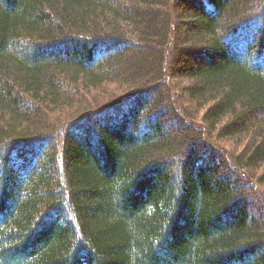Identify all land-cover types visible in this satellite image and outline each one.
I'll use <instances>...</instances> for the list:
<instances>
[{"label":"trees","instance_id":"16d2710c","mask_svg":"<svg viewBox=\"0 0 264 264\" xmlns=\"http://www.w3.org/2000/svg\"><path fill=\"white\" fill-rule=\"evenodd\" d=\"M190 1L0 0V264H264V0ZM118 81L133 89L45 122ZM183 95L205 110L201 128L173 114L197 132L185 151L160 119Z\"/></svg>","mask_w":264,"mask_h":264},{"label":"rangeland","instance_id":"374dc122","mask_svg":"<svg viewBox=\"0 0 264 264\" xmlns=\"http://www.w3.org/2000/svg\"><path fill=\"white\" fill-rule=\"evenodd\" d=\"M184 2L186 4H188V3L190 4L191 1L190 0L189 1L184 0ZM181 12H182L181 15H183L185 17V15H184L185 11L183 9H181ZM186 18L187 19H185V20H188V21L190 20V19H188L189 17H186ZM185 32H187V31L185 30V28L182 27L181 35L183 36L185 34ZM182 48H183V46H182ZM175 55H176V53H174V57L176 59V61H174V72L177 73L178 77L175 76L173 79H171L169 81V83H167L166 86L169 88V90H168L169 92L170 91L176 92L178 94L177 90L178 91L181 90L183 93L185 87L186 88L188 87L189 82L187 79H185V77H181V76L179 77V73L181 72L180 71V68H181L180 65L182 64L183 58H182L181 54H177L176 56ZM146 75L147 74H145V76ZM133 80L134 79H132L130 81H132V83H134ZM131 84L130 83L129 84H123L120 81H118V82H103L102 85L100 86V89L86 93V95L82 96L83 100H80L79 102L74 101L72 104L73 106H69V107L65 106L60 110H53V109L51 110L48 108L47 109V115H46V121H45V119H44V121L49 125V128H54V130H58V129H60V126L64 122H67L70 118H72V115L78 114L79 110L85 111V113H86L87 109L97 106V104L95 102H98L99 104H101V103L105 104L107 101H109L111 99V97H115V98L117 97L118 98L120 96L126 95L128 92H130L133 89V87L130 86ZM176 85H177V87H176ZM150 97L151 96L149 95V98ZM181 99H178V97L175 99V96H171V99L167 104V105H169L168 106L169 108L167 106H165L166 105L165 102H161L160 107H162L161 109H163V112H161V114H160V119H162V124L164 126V129H166V131L170 132V136L173 137V140L174 141H176V139L179 140L176 143L178 144L177 146L180 147V150L182 147V149H184V151H185L188 147L191 146V144L185 143L183 145V141H184L183 136H186L188 134V132H190V131L194 132L195 134H197V132L195 131L194 128H189L188 125H187V127L184 126V128H183L182 124L180 125V122L178 120L173 119L174 118L173 114L176 113V109H177V111L180 110V113L183 114L184 116H186L185 114H187L188 116H191V118H192V120H194L195 124H197L198 127L201 128L203 125L201 123V121H203V119H204L205 110H204V108H201L200 106L195 105V103L190 102L187 97H184V95ZM125 110L126 109H124V107H122L119 112L123 113V111H125ZM149 110L150 109H147V111H149ZM147 111H145L146 115H150V113H147ZM85 113H83V114H85ZM124 113H126V112H124ZM181 130L184 132H181ZM217 131H215V135H213L210 140L208 138L205 140V143L207 142L206 144L209 143L210 145L214 146L217 149V152L219 154H222L226 159L228 158V160H231L235 155H238L240 152H242L243 144L239 143L238 141H234V140L232 141V140L227 139V138H221L217 134ZM60 144H61V142H60ZM176 152L174 151L175 154L174 153H173L174 155L170 154V156L177 155ZM170 156L169 155L164 156V158H168ZM224 169H225V167L223 168V170ZM262 170H263V168L260 167V168L252 169L251 171L258 178L259 175H261ZM233 176H234V174H233ZM246 178H248V177H246ZM248 181H249V178H248ZM251 181L254 182L253 185L251 184L252 186L249 187L250 192L254 196L252 199H253L255 205L262 209V207H264V204H263L264 203V183L260 184V183L256 182L255 180H251ZM240 183L243 187H245V185H246L245 181H241ZM263 212H264V209H263Z\"/></svg>","mask_w":264,"mask_h":264}]
</instances>
